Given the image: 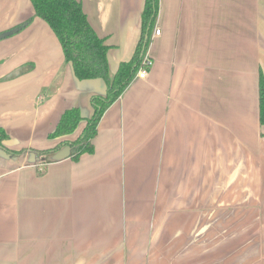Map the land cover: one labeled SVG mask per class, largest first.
<instances>
[{"label":"crops","instance_id":"1","mask_svg":"<svg viewBox=\"0 0 264 264\" xmlns=\"http://www.w3.org/2000/svg\"><path fill=\"white\" fill-rule=\"evenodd\" d=\"M81 1L113 79L145 0ZM29 19L0 40L4 144L26 149L0 147V264H264V0H160L148 77L108 107L78 161L67 146L32 149L77 139L107 82L77 78L31 0H0V33ZM72 108L84 120L51 138Z\"/></svg>","mask_w":264,"mask_h":264},{"label":"trees","instance_id":"2","mask_svg":"<svg viewBox=\"0 0 264 264\" xmlns=\"http://www.w3.org/2000/svg\"><path fill=\"white\" fill-rule=\"evenodd\" d=\"M35 15L48 22L59 38L65 59L73 66L75 75L80 80L104 79L107 82V94L96 95L92 98L95 112L87 119V125L75 140H65L52 149L36 150L32 152L39 156H45L68 147V156L78 161L82 154L95 151L92 140L97 134V126L105 111L110 107L129 87L140 70L143 60L147 55L152 42L153 32L156 27L160 10V0H145L142 12L141 35L132 58L120 64L113 79L109 75L108 51L109 45L104 38L96 32L81 0H31ZM25 23L16 27L20 29L29 24ZM32 65L19 68L9 77L18 76L32 69ZM8 77V78H9ZM260 121L264 124V74L260 75ZM84 120L78 108L67 110L56 130L50 134L51 138H58L73 133L80 122ZM9 138L7 131L0 126V147L12 155H19L26 151L11 150L4 141Z\"/></svg>","mask_w":264,"mask_h":264},{"label":"built area","instance_id":"3","mask_svg":"<svg viewBox=\"0 0 264 264\" xmlns=\"http://www.w3.org/2000/svg\"><path fill=\"white\" fill-rule=\"evenodd\" d=\"M161 30L157 29L155 34H160ZM152 59H150V57L148 55H146V57L143 60V64L140 68V70L138 71L137 75L135 76V79H146L149 75L150 69L152 67Z\"/></svg>","mask_w":264,"mask_h":264},{"label":"water","instance_id":"4","mask_svg":"<svg viewBox=\"0 0 264 264\" xmlns=\"http://www.w3.org/2000/svg\"><path fill=\"white\" fill-rule=\"evenodd\" d=\"M18 31H20V28L19 27H15V28L10 29L8 31L1 32L0 33V40L3 39V38H6L8 36H11V35L17 33Z\"/></svg>","mask_w":264,"mask_h":264}]
</instances>
